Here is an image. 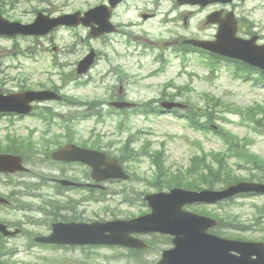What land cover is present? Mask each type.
Here are the masks:
<instances>
[{
  "label": "rangeland",
  "instance_id": "obj_1",
  "mask_svg": "<svg viewBox=\"0 0 264 264\" xmlns=\"http://www.w3.org/2000/svg\"><path fill=\"white\" fill-rule=\"evenodd\" d=\"M106 1L0 0V11L9 19L29 22L39 11L58 15L86 10ZM193 7L196 6H178L174 0H125L112 18L120 27L118 34L96 38L90 36L89 28L85 26L74 28L62 26L45 36H0V86L7 91H19L25 87L40 89L56 85L65 96L83 100L84 103L49 102L47 106L51 107L52 113L57 114L52 122L54 129H59V123L69 124L76 129V137L82 138L87 137V130L94 129L96 135H102L103 141L117 151L123 147L128 138L134 137L133 144L129 146L133 152H137V149L149 140L152 143L149 149L150 155L164 147L167 165L173 170L179 167L186 169L191 164L192 156L202 152L201 148L207 151L225 150L226 145L223 140L212 131L203 132L194 129L185 119L170 111L148 116L143 113L131 114L126 118L118 113H106L107 106L98 105L94 100L102 99L106 103L113 90L118 92L120 89L121 84L117 77L107 73L109 60H111L116 70L121 72L119 75L123 73L126 77L124 87L128 98L139 103L156 101L163 91L167 94L177 93V88L171 86V82L177 87L188 85V90L178 91V93L182 92L179 101L187 102L201 113L203 112L202 107L205 106L203 101L206 93L216 95L237 107L263 103L264 84L256 81L255 77L258 76V72H254L250 80L235 78L234 67L231 65L221 63L212 73L201 62V55L198 53L190 54L184 61L181 56L175 54L173 45L178 36L211 37L216 32L215 28L206 24L205 19L207 13L215 9L217 5L206 7L204 10ZM225 7L233 9L240 18V22L244 25V30L241 29L240 32L242 36L250 37L253 35L251 32H255L260 35V41L264 43V0H235L234 4L231 3ZM142 12L149 13V16L144 19ZM187 15L188 25H185L184 17ZM126 38L137 44V58L130 54L134 46L126 47ZM140 46H147L143 54H141ZM91 48L97 51L95 66L85 76H82L81 80L74 79L78 61ZM156 53H162L167 60L166 69L160 72L157 71L162 68V63L154 58ZM54 60L59 63L57 66ZM62 70L69 74L66 80L62 78ZM217 109L219 113H215L217 119L214 124L219 125L220 130L234 132L240 139L243 136L253 139L249 147L264 156V127L254 130L249 125L243 124L239 114L232 112L223 114L220 107ZM97 113L100 121L93 117L82 118L84 114L91 116ZM12 119L17 126L10 129L15 131L25 124H40L39 118L36 119V117H12ZM1 120L2 123L6 121L4 118ZM119 121L125 122L124 126L119 127ZM43 148L42 145H37L35 151H41ZM28 156V163L33 171L50 169L52 161L47 155L39 156L37 153H30ZM234 161L235 157H232V162ZM132 167L137 177L145 178L154 173V166L151 165L149 155L137 157L132 162ZM233 167L236 170L233 171L234 173L247 179L250 175L262 174L259 169L252 167H248L249 170L236 165ZM134 184L137 191L139 189L148 190V192L156 190L148 186L146 181L111 183L107 186L109 195L105 200L88 203L87 211L81 215L112 219L146 213L148 207L142 194L137 195V200L133 203L122 200L124 197L134 195L132 191ZM222 186V184H216L215 188ZM123 187L125 190L120 192ZM10 189L17 191L14 186ZM28 193L30 192L25 194ZM22 199L30 201L27 197ZM44 199V213H47L52 209V204L46 194H44ZM38 203L35 201L34 205ZM224 204V208L218 205L191 204L189 209L221 212L226 208L228 213H221L228 220L233 218L234 222L239 224L264 222V195L236 197L233 201ZM79 210H82V207ZM0 214L13 223L27 220L25 216L27 214L22 210L10 211L0 207ZM36 215L40 216V214ZM28 229L42 232L46 227L29 225ZM243 234L247 237H261L264 232L246 231ZM147 238L151 239L152 248L142 253V258L139 260L128 257L127 254L130 251L123 247L58 248L37 244L33 239L29 242L26 237L11 239L6 246L7 250L15 251V253L11 252L9 259L17 260L20 264H150L158 260L162 250L170 247L171 243L165 235L155 237L150 235Z\"/></svg>",
  "mask_w": 264,
  "mask_h": 264
},
{
  "label": "water",
  "instance_id": "obj_2",
  "mask_svg": "<svg viewBox=\"0 0 264 264\" xmlns=\"http://www.w3.org/2000/svg\"><path fill=\"white\" fill-rule=\"evenodd\" d=\"M120 0H111L115 5ZM182 2L183 0H178ZM206 3L204 0H197ZM192 2H196L192 0ZM79 13L62 15L56 18L49 19L43 14H39L34 23L23 25L19 22H9L0 16V34L14 35L17 33L23 34H44L60 24L77 25L83 22L86 25H92V22L99 24L98 28H94L92 33L99 35L105 31L112 30L109 23L110 11L106 7L96 8L86 12V16L78 18ZM222 38H225L226 32L221 30ZM256 37L250 40L237 39L235 37V29L233 28L229 34V42L231 43V51L225 54L237 56L250 62L254 65L264 68V45L258 46L255 44ZM227 44V42H225ZM223 45V44H222ZM217 47V51L225 52L227 45ZM94 58V52L88 55L79 65V72H84L91 65ZM39 94V95H37ZM46 98L40 93L33 91L25 92L17 96L7 98L9 102L5 107L9 110L28 111L29 108H23V103L34 99ZM6 99L0 96V101ZM166 106L171 107V104ZM75 150V156L72 158L89 160L90 164L94 166V172L100 170L98 165H107V172L104 177H124L121 166L117 160L103 159L102 157L88 158L89 153L85 150H80L72 145L55 153L57 158L70 159L69 149ZM94 156V155H92ZM0 160L14 162L15 169L19 163V158L15 156H0ZM14 169V170H15ZM243 191H263L264 184L255 182H240L232 185L227 189L212 191H187L182 189H173L170 193L160 192L147 195L153 208V212L130 221H111L105 224L93 223H72L59 224L55 226L54 233L39 240L46 242H60V243H108V244H124L130 246H142V240L133 239L129 234L133 231H152L160 230L164 232H171L177 235L175 242L177 249H172L164 252L163 259L158 264H264V247L255 249L252 246L244 247L243 242L228 241L207 235L204 231L215 223L211 218L202 217L192 212L186 211L183 207L187 203L194 202H216L223 198H227L234 194ZM61 226H70L66 229ZM60 227V228H59ZM59 228V229H58ZM0 229L6 231V227L0 225ZM109 230L110 234L105 235V231ZM62 231L67 233H60ZM7 233V232H6ZM180 234V236H179ZM182 235V236H181ZM238 251L241 253L237 256L231 251ZM257 258L253 259L252 255Z\"/></svg>",
  "mask_w": 264,
  "mask_h": 264
},
{
  "label": "trees",
  "instance_id": "obj_3",
  "mask_svg": "<svg viewBox=\"0 0 264 264\" xmlns=\"http://www.w3.org/2000/svg\"><path fill=\"white\" fill-rule=\"evenodd\" d=\"M212 101L221 102L219 99H214ZM211 100L208 99V104L210 105ZM161 110L160 107L151 109L150 112H159ZM260 111L264 113V108H260ZM187 112V111H186ZM254 108H249V110L244 111L243 113L249 116L252 119H256V115H254ZM259 112V111H258ZM146 114H149V111H145ZM183 115H187L189 119L191 120L192 124L195 125L198 128H206L210 129V122L213 121L212 114H205V116H200L197 112H187L182 113ZM205 117V121L203 120ZM248 118V119H250ZM232 141H230L231 144ZM232 142V147H230L231 150H234L237 148V146ZM147 146H144V149ZM230 153V151H229ZM139 152L137 153V155ZM213 156V155H212ZM224 158V155H220ZM246 162H252L256 167H260L264 165V161L261 160L259 157L252 155V153L247 150L245 146L242 147V156L240 157ZM164 159L161 156H157L156 162L158 163V173L156 174V182L153 180L152 182L159 188H161L164 183L170 185V186H177V185H185L189 188H200L202 185H206L208 187H213L216 182H221L224 185H228L232 182H235L238 179H241V176L238 174L233 173L232 169H229L230 165H228L224 159H215V161L218 163V166L215 167L214 165H210L206 162V158H202L200 162L204 165L202 166H192L188 169L186 172H182L181 170L177 173V175H172V173H168L164 171ZM198 158L196 157L193 160V165H198ZM238 165L240 163H237ZM230 170V171H229ZM191 176L193 181H186V183L182 182V180H185V177ZM163 178L164 180L162 181ZM163 183V184H162Z\"/></svg>",
  "mask_w": 264,
  "mask_h": 264
},
{
  "label": "flooded vegetation",
  "instance_id": "obj_4",
  "mask_svg": "<svg viewBox=\"0 0 264 264\" xmlns=\"http://www.w3.org/2000/svg\"><path fill=\"white\" fill-rule=\"evenodd\" d=\"M120 83H123V78L120 76L118 78ZM122 92V93H121ZM120 96L123 95L124 89L120 88L119 90ZM117 94H112V97L115 98ZM78 174L77 170H65L61 172H55L52 176L47 177H40L38 178V183L30 184L32 186L31 192L28 193V195H44V194H52L56 196H63L65 199L62 200H55L51 204H54L55 207H52V210H55L56 213H60V207L64 204H66L70 199H73L70 197L71 194H77L80 193V196L82 197V202H87L89 197L93 195V192L95 188L93 186V181L89 178V174L87 172L80 173V176H76ZM63 180H71V181H77L81 180L79 182L81 185L79 186H73L68 185ZM25 184L24 182H22ZM106 189V188H105ZM18 194V193H17ZM23 193L20 192L18 196H22ZM15 196V195H13ZM31 208L34 209V206L31 205ZM39 209V208H38ZM42 209V215H45V210Z\"/></svg>",
  "mask_w": 264,
  "mask_h": 264
}]
</instances>
